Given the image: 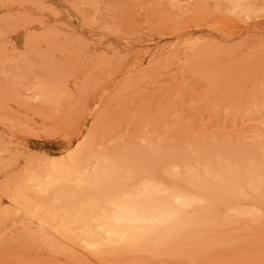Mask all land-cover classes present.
<instances>
[{"label": "rangeland", "instance_id": "1", "mask_svg": "<svg viewBox=\"0 0 264 264\" xmlns=\"http://www.w3.org/2000/svg\"><path fill=\"white\" fill-rule=\"evenodd\" d=\"M67 155L111 170L41 193ZM0 264H264V0H0Z\"/></svg>", "mask_w": 264, "mask_h": 264}, {"label": "bare ground", "instance_id": "2", "mask_svg": "<svg viewBox=\"0 0 264 264\" xmlns=\"http://www.w3.org/2000/svg\"><path fill=\"white\" fill-rule=\"evenodd\" d=\"M66 159L67 160L71 159V155L70 156L67 155L59 161L50 162L49 169L51 170L49 173H46L45 175H43L44 177L42 180H38V179L36 180V178L33 179V182L36 181L35 185L39 188L41 193L48 192L49 190H52L55 187L64 188L68 186V187L73 188L74 192L80 194L79 190L84 183L83 181L88 180L90 178L97 180V181L102 180L101 178L102 177L103 179L106 178L108 172H110L111 170V169H107L106 167L104 168L102 167L103 169L100 172L91 173L88 169H85L82 173L78 174L77 172L78 168L74 165L67 164ZM72 162H74V160ZM179 198L180 196L178 194H169L166 196H156L154 193H149V192H143L140 195L138 194L135 196L127 197L126 199L118 198L116 195L113 196V198L110 200V203L113 207V211L111 213L112 217L108 220L109 221L108 227L110 228L109 229L110 233L116 236L117 238H119L121 242L123 241L126 244L131 243L136 239L142 238L144 236V232L146 231L145 229L147 227H157L158 225L162 223H165L167 221H170L173 218L178 217L179 215L178 211L174 210L171 207V204L175 201H178ZM55 200L56 199H54V201ZM38 208L43 209L44 206L42 205L38 206V204L34 203L35 211L36 209L41 210ZM65 214L63 215L66 217ZM47 220L49 221L50 219L47 218ZM67 225L68 224H66V226ZM151 229H154V228H151ZM88 232H89V229H88ZM110 233L108 232V234ZM85 242L90 245L93 244L88 241H85Z\"/></svg>", "mask_w": 264, "mask_h": 264}]
</instances>
